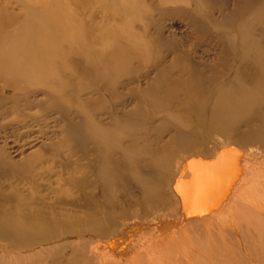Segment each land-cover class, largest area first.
<instances>
[{
	"label": "bare ground",
	"instance_id": "obj_1",
	"mask_svg": "<svg viewBox=\"0 0 264 264\" xmlns=\"http://www.w3.org/2000/svg\"><path fill=\"white\" fill-rule=\"evenodd\" d=\"M201 1L167 2L182 13L185 29L176 43L157 34L172 56L164 66L159 52L152 56L149 66L160 69L143 88L148 97L135 83L138 66H119L130 42L120 44L116 32L118 44L101 49L92 32L60 50L70 30L50 20L60 15L48 1L40 5L47 17L41 26L52 42L25 39L7 48L0 41V247L7 250L0 264L28 262V254L12 253L19 244L72 235L82 237L50 248L57 255L51 263L141 264V256L143 264H191L203 254L199 264H264V93L248 87L264 90V0H234L220 17ZM18 18L0 11V29ZM195 31L208 42L201 54L188 44ZM65 52L71 55L61 57ZM208 60L241 67L244 80L222 75ZM62 63L95 79L71 92L73 106L65 86H46L49 69ZM121 75L125 83L108 82ZM140 119L147 151L139 147ZM205 122L213 131L198 129ZM233 145L248 154L228 156ZM99 240L106 249H98Z\"/></svg>",
	"mask_w": 264,
	"mask_h": 264
},
{
	"label": "rangeland",
	"instance_id": "obj_2",
	"mask_svg": "<svg viewBox=\"0 0 264 264\" xmlns=\"http://www.w3.org/2000/svg\"><path fill=\"white\" fill-rule=\"evenodd\" d=\"M44 1H48L50 7L55 9V11L59 10V12L61 13H55L60 16L52 19L48 18V20L50 19L51 21L62 23L68 26L70 30V36L59 46L60 50H67L69 48L73 49V47H76L72 46L73 42L78 36H81L85 33L87 37H91L92 32H94L93 35H100V37L96 38L95 41L97 47L101 49L112 50L113 45L118 44L113 40V36L116 32H118L117 35L120 44L123 43V40H127L128 42H130L132 47L129 48V51H127L128 54L127 52H125L123 54L124 57H118L119 59L122 58L120 60L118 59V61H120L119 66L123 68V64L127 65L124 62L128 61H130V67L131 65H133L134 67L138 66L137 72L140 71L139 80H137L135 83L138 85V92L144 94L146 97L149 96V93L143 91V88L148 85L152 76L156 74L157 69H160V67L152 69L149 66L152 56L156 52L160 53L161 66H164L172 56V48L170 47V44L167 41L155 39L157 34L159 32H164V35L169 37L170 42L176 43L180 40V33L178 34L177 32L181 30L183 31L185 29V18L183 17L182 13L180 12V14L178 15L171 12V10L167 8L171 6V4H167L169 0H113V5L110 4L108 7L106 6L104 0H0V11L5 12L10 18L19 17L14 21L12 26L5 27V29H0V41L4 43L3 45H6L7 48H13L17 45H24L25 39L32 42H52V31L44 32L43 29L45 27H42L45 23L44 20L47 21V17L44 14V11L40 10V5H42ZM179 1L180 2L174 0V3L181 4V1H184L186 4L189 0ZM205 1L206 0L201 1L203 3L202 7H204L205 5L206 7L211 8L214 15L217 17H220L221 13H228V10L233 8L232 4L234 2V0ZM186 5L192 6L194 5V2H191L190 5ZM198 5H200L199 7H201V4ZM61 8H63L64 11L60 10ZM222 8L224 9V11ZM67 11H70L69 15L67 14ZM247 18L252 23L251 28H253V23L256 22L255 20L257 17L253 19V16L251 14L250 18L249 16ZM169 25H171L172 28H168ZM223 25H225L226 28H229L233 26V23H231V21H228ZM54 29V37H57V30L56 28ZM188 29L189 32L192 31L191 27ZM34 30H37V32H34ZM255 30V34L259 32L257 27L255 28ZM195 34L196 38L190 37L188 44H193L192 50L197 54H201L202 50L208 49V42L202 37L201 33L195 31ZM209 45H211V43H209ZM136 52L142 54L141 59L134 58V56L130 58L131 54H134ZM70 55L71 53L65 52L61 57H69ZM123 58L125 59V61ZM212 61L209 62L213 64V67H217L215 70L220 71L222 75L228 76V78H234V80H244L242 73H239L240 70H242L241 67H239L238 71L237 67L231 68L227 66L225 68H222V65L216 63V61L215 63L214 61ZM147 66H149V68ZM178 66H180V64H178L176 67ZM80 67L81 66L71 65L69 63H62L55 67L53 66L48 71L49 76L47 79L49 81L46 86H50L51 88L59 87L60 89L65 86L68 93H70V97L66 101V103L70 106H73L71 100V92L82 91L86 88L87 83H91L92 80H95L94 77L84 75L80 71ZM142 75H146V78H143ZM248 78H251V76H247L246 80H248ZM119 81H123L125 83V76H118L116 80H109L108 82L110 84L117 85ZM105 83L106 85H108L107 82ZM125 86L126 85H123L122 88H124ZM248 87H250L252 90H255L258 95L262 96L264 93V90L260 87L258 89H255V87L252 86V83H250ZM122 88L118 87V90L122 91V94H125L124 89ZM259 104H262L264 106V96L260 98ZM186 116L188 117V114ZM182 121L187 123L186 126L190 125V120L182 118ZM137 122L139 123H136L135 125L137 127L140 124L138 130L139 136L141 135L138 141L139 147L144 148L145 146L143 150L147 151L150 139H148V141H145L142 138L143 134H141L144 129L143 124L146 121L140 119ZM156 123L152 124L155 125ZM209 126H211L210 123L205 122L202 124V126H198V129L202 130L203 127L206 132L213 131L209 128ZM151 127L152 125L146 126L147 131H150ZM190 132L195 134L193 131ZM194 139L196 142H198L199 140V138H196L195 136ZM207 140L205 137L200 139L198 143H203L205 146L208 142ZM33 144L35 146L39 145L40 140L33 142ZM225 149L226 152H230L228 156H235V158L244 157V154L246 152V154H248L247 149L234 145L227 146ZM169 150V152L164 151L162 157H169L170 153H172V147L169 148ZM181 159L182 158H180V160ZM226 206L227 204L224 205L222 209L224 210ZM260 207L264 208V201L261 203ZM73 211L75 215H81L82 212L81 209L78 208H73ZM241 220L244 221L245 219L242 218ZM81 237L82 236L80 235H72L60 237L61 239H36L27 244L17 245L12 253H15L16 255H18V257L21 258L28 254V262L25 261L23 264H53L49 260L51 259V257L56 258L57 255L53 257L52 253H50V248H53L56 243H59V241L61 243H63L62 241L65 242L67 240L76 242L80 240ZM99 241L98 243L101 245H97V243L96 245L99 246L98 249L100 251L106 249L107 245H109L107 244L109 243L108 240V242H105L107 245L105 243L103 245V242ZM262 242L263 241H258V246H260ZM4 249V247H0V253L5 254L3 252H7V250ZM196 257H193V262L195 263L191 262V264H199V260L207 259L206 256H203V254H200ZM46 258L48 260L45 262ZM140 258L143 261L146 259V257L141 256ZM143 261H139V263L143 264ZM77 263L78 261L74 262V264ZM186 264H190V262Z\"/></svg>",
	"mask_w": 264,
	"mask_h": 264
}]
</instances>
